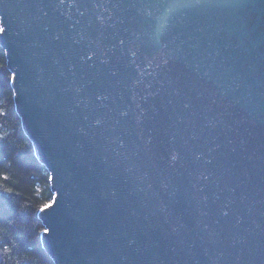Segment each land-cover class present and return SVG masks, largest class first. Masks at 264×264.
Returning <instances> with one entry per match:
<instances>
[{"label": "water", "instance_id": "95a60500", "mask_svg": "<svg viewBox=\"0 0 264 264\" xmlns=\"http://www.w3.org/2000/svg\"><path fill=\"white\" fill-rule=\"evenodd\" d=\"M0 27L52 264H264V0H0Z\"/></svg>", "mask_w": 264, "mask_h": 264}, {"label": "trees", "instance_id": "16d2710c", "mask_svg": "<svg viewBox=\"0 0 264 264\" xmlns=\"http://www.w3.org/2000/svg\"><path fill=\"white\" fill-rule=\"evenodd\" d=\"M9 83L0 50V264H52L40 246L37 218L52 199L48 175L21 129Z\"/></svg>", "mask_w": 264, "mask_h": 264}, {"label": "snow or ice", "instance_id": "6c2138e0", "mask_svg": "<svg viewBox=\"0 0 264 264\" xmlns=\"http://www.w3.org/2000/svg\"><path fill=\"white\" fill-rule=\"evenodd\" d=\"M4 32H5V28L4 27H0V34H3ZM89 59H91V57H89ZM11 79L14 80L15 79V75H13L11 77ZM49 179L51 180L52 177H49ZM51 206H52L51 203H46V204L43 205V207L40 208V211L44 212L46 209L50 208ZM45 234H47V229H45Z\"/></svg>", "mask_w": 264, "mask_h": 264}]
</instances>
